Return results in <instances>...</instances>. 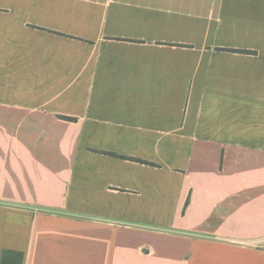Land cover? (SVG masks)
Returning <instances> with one entry per match:
<instances>
[{"label":"crops","instance_id":"1","mask_svg":"<svg viewBox=\"0 0 264 264\" xmlns=\"http://www.w3.org/2000/svg\"><path fill=\"white\" fill-rule=\"evenodd\" d=\"M0 264H264V0H0Z\"/></svg>","mask_w":264,"mask_h":264}]
</instances>
